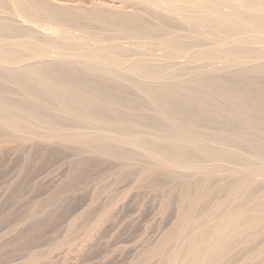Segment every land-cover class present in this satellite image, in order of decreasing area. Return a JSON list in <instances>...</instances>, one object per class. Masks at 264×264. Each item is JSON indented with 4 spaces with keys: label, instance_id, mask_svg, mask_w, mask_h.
<instances>
[{
    "label": "bare ground",
    "instance_id": "bare-ground-1",
    "mask_svg": "<svg viewBox=\"0 0 264 264\" xmlns=\"http://www.w3.org/2000/svg\"><path fill=\"white\" fill-rule=\"evenodd\" d=\"M21 147L182 192L137 264H264V0H0V151Z\"/></svg>",
    "mask_w": 264,
    "mask_h": 264
},
{
    "label": "rangeland",
    "instance_id": "rangeland-1",
    "mask_svg": "<svg viewBox=\"0 0 264 264\" xmlns=\"http://www.w3.org/2000/svg\"><path fill=\"white\" fill-rule=\"evenodd\" d=\"M9 149L0 151V264H30L29 253L36 251L35 254L41 255L37 264H132L142 257L141 263L161 242L159 238L174 226L180 212L183 213V194L179 189L167 194L150 185L151 188L136 190L135 187L131 191L136 177L134 171L130 172L135 178L130 177L127 170L130 176L125 172V176L128 175L124 178L128 183L131 182L128 177L134 179L131 186L122 181L123 177L115 181L112 174L123 169L120 163L119 167L114 163L117 166L114 169L113 163L100 165L95 158L77 161L74 153L60 148L58 151L54 148L53 152L42 151V148ZM173 193L178 194L179 204ZM109 202H117L109 214L112 213V219L109 217L111 220L98 225L90 236L87 229L90 221L98 219L97 216L100 218L102 215L98 213H102ZM177 208H180L178 212ZM82 211L93 216L89 214L90 220L86 216L79 220V224H75L77 231L73 229L69 234L73 240H69V223L80 217ZM150 262L153 263V259Z\"/></svg>",
    "mask_w": 264,
    "mask_h": 264
}]
</instances>
